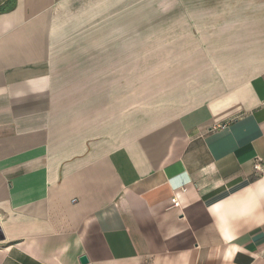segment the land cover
<instances>
[{
  "label": "crops",
  "instance_id": "0c3cea01",
  "mask_svg": "<svg viewBox=\"0 0 264 264\" xmlns=\"http://www.w3.org/2000/svg\"><path fill=\"white\" fill-rule=\"evenodd\" d=\"M0 216V264H264V0H0Z\"/></svg>",
  "mask_w": 264,
  "mask_h": 264
},
{
  "label": "rangeland",
  "instance_id": "374dc122",
  "mask_svg": "<svg viewBox=\"0 0 264 264\" xmlns=\"http://www.w3.org/2000/svg\"><path fill=\"white\" fill-rule=\"evenodd\" d=\"M143 1V0H136ZM169 47L174 43L169 42ZM142 46L141 49L137 48V55L143 53V42L137 43V46ZM138 46V47H139ZM150 60L151 63V59ZM154 60V59H153ZM137 74H136V102H137V111L145 110L146 108H158L161 103H169L173 106L176 105L177 94H176V78L175 73L160 74L152 73L147 74L143 73L145 66V59L143 55L137 56ZM186 76L191 80V75H184V81ZM182 97H180L181 100ZM162 101V102H160ZM150 103V104H149ZM149 104V105H148Z\"/></svg>",
  "mask_w": 264,
  "mask_h": 264
},
{
  "label": "built area",
  "instance_id": "2783aa9c",
  "mask_svg": "<svg viewBox=\"0 0 264 264\" xmlns=\"http://www.w3.org/2000/svg\"><path fill=\"white\" fill-rule=\"evenodd\" d=\"M254 169H255V170H260V166H259V164L255 163V165H254ZM171 204H172L174 207H177V206H178L177 199H176V198L171 199ZM0 224H1V216H0Z\"/></svg>",
  "mask_w": 264,
  "mask_h": 264
},
{
  "label": "water",
  "instance_id": "95a60500",
  "mask_svg": "<svg viewBox=\"0 0 264 264\" xmlns=\"http://www.w3.org/2000/svg\"><path fill=\"white\" fill-rule=\"evenodd\" d=\"M80 262H81V264H85V263H86V259H85L84 257H82V258L80 259Z\"/></svg>",
  "mask_w": 264,
  "mask_h": 264
}]
</instances>
